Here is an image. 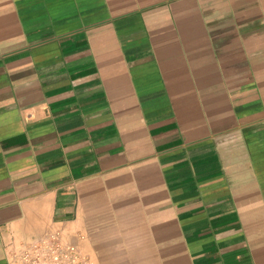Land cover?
<instances>
[{
  "label": "crops",
  "instance_id": "crops-1",
  "mask_svg": "<svg viewBox=\"0 0 264 264\" xmlns=\"http://www.w3.org/2000/svg\"><path fill=\"white\" fill-rule=\"evenodd\" d=\"M54 233L264 264V0H0V264Z\"/></svg>",
  "mask_w": 264,
  "mask_h": 264
},
{
  "label": "built area",
  "instance_id": "built-area-1",
  "mask_svg": "<svg viewBox=\"0 0 264 264\" xmlns=\"http://www.w3.org/2000/svg\"><path fill=\"white\" fill-rule=\"evenodd\" d=\"M11 253L18 264H91L89 257L59 233L14 247Z\"/></svg>",
  "mask_w": 264,
  "mask_h": 264
}]
</instances>
